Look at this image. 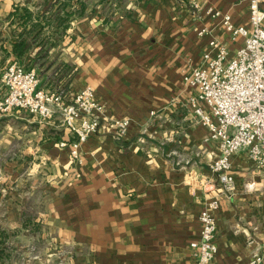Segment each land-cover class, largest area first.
<instances>
[{"label": "crops", "instance_id": "1", "mask_svg": "<svg viewBox=\"0 0 264 264\" xmlns=\"http://www.w3.org/2000/svg\"><path fill=\"white\" fill-rule=\"evenodd\" d=\"M195 3L248 24V0H72L61 13L76 15L56 30L60 1L0 0L1 93L2 69L26 38L19 60L35 67L42 87L92 86L105 119H131L126 134L104 120L75 165L58 144L73 139L58 119L0 115V264H194L190 243L200 237L218 150L194 120L182 73L199 64L211 36L231 54L242 43ZM17 8L33 14L27 30L46 25L39 38L20 35ZM204 26L212 35L198 33ZM232 166L236 188L218 211L209 264H245L264 249V169L246 150Z\"/></svg>", "mask_w": 264, "mask_h": 264}, {"label": "built area", "instance_id": "2", "mask_svg": "<svg viewBox=\"0 0 264 264\" xmlns=\"http://www.w3.org/2000/svg\"><path fill=\"white\" fill-rule=\"evenodd\" d=\"M263 3L248 0L247 25L235 24L230 13L195 3L199 13L220 20L231 42L241 38L242 43L231 54L228 42L211 36L199 64L189 65L182 73L184 87L192 89L188 104L194 120L206 127L207 140L218 150L210 166L215 181L207 189V201L199 214L200 237L190 243L195 250L194 264H209L218 251V211L236 188L233 156L246 150L257 168L264 169ZM198 33L212 35L206 26ZM1 83L0 115L21 110L37 116L40 122L58 119L73 135V139L58 144L70 148L75 165L82 163L81 144L99 131L104 120L118 134H126L131 124L129 117L105 119L106 107L92 86L76 92L44 88L35 67L18 59L3 67ZM245 264H264V249Z\"/></svg>", "mask_w": 264, "mask_h": 264}, {"label": "trees", "instance_id": "3", "mask_svg": "<svg viewBox=\"0 0 264 264\" xmlns=\"http://www.w3.org/2000/svg\"><path fill=\"white\" fill-rule=\"evenodd\" d=\"M58 1H60L61 6H59L58 9L56 10V12L54 13V24H52V25H54V28L56 30H58V29L66 30L70 24V21L74 18L76 13L67 12V11H65L64 13H61L62 8H65V6H67L69 3H71L72 0H58ZM18 10L19 9L17 8L15 13L19 14V17L21 18L22 23H23L22 25L24 27V30L20 35L27 34V33L29 34V33L33 32L35 34V37L39 38V35L41 34V32L43 31V29L46 25L42 24L40 22H37V23L32 25V29L27 30L26 29L27 23H28V21H30L33 14H32V12H30L27 9L26 10L24 9L22 11V13L20 14ZM14 15H17V14H14ZM51 16H53V15H51ZM51 18H49L47 20V22H49V24H50V21L52 20ZM39 43H41V42H39ZM29 46H30V43H29V41H26V38H22V39L20 38V40H17L15 42L14 52L16 53L18 60L22 59L25 50ZM29 66H32V65H29ZM2 235H3L2 232H0V236H2Z\"/></svg>", "mask_w": 264, "mask_h": 264}, {"label": "water", "instance_id": "4", "mask_svg": "<svg viewBox=\"0 0 264 264\" xmlns=\"http://www.w3.org/2000/svg\"><path fill=\"white\" fill-rule=\"evenodd\" d=\"M3 186V182L0 180V187H2Z\"/></svg>", "mask_w": 264, "mask_h": 264}, {"label": "rangeland", "instance_id": "5", "mask_svg": "<svg viewBox=\"0 0 264 264\" xmlns=\"http://www.w3.org/2000/svg\"><path fill=\"white\" fill-rule=\"evenodd\" d=\"M59 253H61V252H59Z\"/></svg>", "mask_w": 264, "mask_h": 264}]
</instances>
